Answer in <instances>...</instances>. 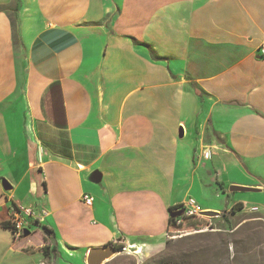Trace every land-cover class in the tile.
<instances>
[{
    "label": "crops",
    "instance_id": "crops-1",
    "mask_svg": "<svg viewBox=\"0 0 264 264\" xmlns=\"http://www.w3.org/2000/svg\"><path fill=\"white\" fill-rule=\"evenodd\" d=\"M263 49L264 0H0V264L158 255L189 199L264 216Z\"/></svg>",
    "mask_w": 264,
    "mask_h": 264
},
{
    "label": "rangeland",
    "instance_id": "rangeland-1",
    "mask_svg": "<svg viewBox=\"0 0 264 264\" xmlns=\"http://www.w3.org/2000/svg\"><path fill=\"white\" fill-rule=\"evenodd\" d=\"M224 215L226 218L222 217L223 213L212 219L201 216L199 225L184 230L181 227V231L169 234L162 252L166 251L162 260L164 264H264V216L254 208H247L236 215ZM34 225L36 228L30 230V233H35L31 242L33 247L39 248L43 233L37 226L42 224L34 222ZM51 240L49 257L42 258L36 254L16 259L9 251L4 264H75V260L61 256ZM158 255L147 256L142 251L136 257L120 252L108 264H151L150 260Z\"/></svg>",
    "mask_w": 264,
    "mask_h": 264
},
{
    "label": "built area",
    "instance_id": "built-area-1",
    "mask_svg": "<svg viewBox=\"0 0 264 264\" xmlns=\"http://www.w3.org/2000/svg\"><path fill=\"white\" fill-rule=\"evenodd\" d=\"M262 53L264 55V49L262 50ZM203 157L205 159H209L210 153L209 152L204 153ZM84 200L87 205H91L93 201L92 198L88 196L84 197ZM180 211L183 212L182 216L185 218L201 217V214L203 213L200 206L194 199H189L186 203H184L181 206L180 209L174 211V213L180 212ZM254 211H256V209H254ZM47 213L48 212L45 209H42L40 211L39 216H36V214L32 210L15 207L13 209V216L10 219L11 232H12L13 238L15 240H20L24 237L26 229L29 226L28 219H32L33 222H36V223H42L44 218L47 217L48 215ZM175 224H176V221H175ZM180 225L181 224H176V226H180ZM121 250L122 252H127L128 254H131L136 257L140 256L143 251L141 247H136V246H127Z\"/></svg>",
    "mask_w": 264,
    "mask_h": 264
},
{
    "label": "water",
    "instance_id": "water-1",
    "mask_svg": "<svg viewBox=\"0 0 264 264\" xmlns=\"http://www.w3.org/2000/svg\"><path fill=\"white\" fill-rule=\"evenodd\" d=\"M96 176L93 174L90 178L89 181L95 182ZM5 190H10L11 186L5 182L4 183ZM233 192H258V190L254 189H248V188H241V187H233L232 188ZM183 215V212H176V213H171L170 217L171 218H177L181 217ZM219 213H213V212H203L201 214L202 217L206 218H219ZM122 250H116L113 246L111 247H105L101 249H92L88 252V257L86 264H106L110 262L112 259H114L119 252Z\"/></svg>",
    "mask_w": 264,
    "mask_h": 264
},
{
    "label": "trees",
    "instance_id": "trees-1",
    "mask_svg": "<svg viewBox=\"0 0 264 264\" xmlns=\"http://www.w3.org/2000/svg\"><path fill=\"white\" fill-rule=\"evenodd\" d=\"M180 208H181V206H178L176 208H172L170 210V213H172V212H174V211H176V210H178ZM242 210H243V206L241 205V206L233 208L230 212H228V214L236 215L239 212H241ZM224 214H227V212H224L222 217L226 216ZM180 219L181 220L183 219L181 225L180 226H176V224H175L176 219L170 217V221H169V228H170L169 232L170 233L175 232V231L176 232L181 231V227H182L183 230L188 228L189 226H192V227L194 226L195 227L196 225H199V221H200V217L185 218V217L181 216ZM2 227L5 228V229L11 230V224L10 223L9 224H3ZM41 228L43 229V232H44V234L46 236H52L53 235V231L50 230L48 227L41 226ZM123 248H125V247L122 246V245L115 247L116 250H121ZM49 250H50L49 246H45L43 248L44 257H49V254H50ZM165 253H166V251L164 253L159 254L158 256L153 257L150 260L151 264H164V262L162 260H164L163 258L165 256ZM228 263H230V262L228 261Z\"/></svg>",
    "mask_w": 264,
    "mask_h": 264
},
{
    "label": "bare ground",
    "instance_id": "bare-ground-1",
    "mask_svg": "<svg viewBox=\"0 0 264 264\" xmlns=\"http://www.w3.org/2000/svg\"><path fill=\"white\" fill-rule=\"evenodd\" d=\"M181 217H177L176 218V224H181L182 223V220L180 219ZM122 252V251H121ZM120 253V252H119Z\"/></svg>",
    "mask_w": 264,
    "mask_h": 264
}]
</instances>
